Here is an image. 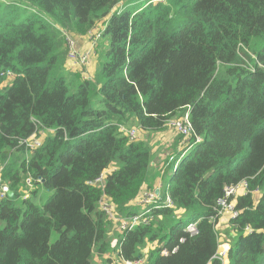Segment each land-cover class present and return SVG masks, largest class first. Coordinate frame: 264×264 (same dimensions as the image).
<instances>
[{
    "label": "trees",
    "instance_id": "trees-1",
    "mask_svg": "<svg viewBox=\"0 0 264 264\" xmlns=\"http://www.w3.org/2000/svg\"><path fill=\"white\" fill-rule=\"evenodd\" d=\"M100 23L85 75L68 64L67 37ZM187 114L188 152L169 153L160 180L173 207L120 233V252L135 259L153 244L144 264H223L216 203L247 180L224 264H264V0H0V164L14 193L0 198V264H93L110 243L103 194L130 216L157 185L153 145L121 127L157 136ZM44 130L41 147L20 144ZM112 165L103 188L91 184ZM28 174L42 182L22 199Z\"/></svg>",
    "mask_w": 264,
    "mask_h": 264
},
{
    "label": "built area",
    "instance_id": "built-area-1",
    "mask_svg": "<svg viewBox=\"0 0 264 264\" xmlns=\"http://www.w3.org/2000/svg\"><path fill=\"white\" fill-rule=\"evenodd\" d=\"M108 20V19H107ZM98 26H102V29H99ZM104 31V26L102 23L98 24L97 27L90 33L89 37L91 40L90 47L84 50L76 49L74 45V41L71 37H67L68 44V52H67V60L69 66L76 70L78 68L85 70V75H87L88 66L91 63V58L94 52V46L97 45L98 39L102 36V32ZM88 71V72H87ZM8 78L4 84H8L13 81L14 73L8 71L3 73ZM168 127H172L173 131L176 135H182V142L189 140L191 133V122L189 121L188 114L181 118H173L168 122ZM121 130L124 131L130 140H137L141 138L143 135V130L139 127L133 126L130 128L121 127ZM41 131V130H39ZM44 131L41 134H34L28 138L22 139L20 144L25 146L29 151H33L43 144L45 134ZM3 169L4 166L0 164V198L4 199L9 196V192L11 191L9 184L3 179ZM116 169V165H112L109 169L105 170L100 176L94 181L91 182L93 185L101 186L102 188L105 186V180L107 175ZM163 172V169H161ZM42 182L41 180H36L33 178L31 174H28L26 177L25 188L22 189L21 197L22 199H27L31 196L32 192L37 188L36 183ZM249 189V183L247 180H243L237 184L225 186L224 195L218 198L216 207L219 212V220L216 225H219L220 218L224 215L229 217V222L231 224L232 220H234L240 213V210L236 209L237 198L241 195L247 194ZM162 183L159 182L153 189L145 187L141 192L140 196L133 201V206L136 208L139 207L140 211L136 212L130 216H122L117 213L116 204L112 201L111 197L107 194H103L99 201V207L102 212H104L110 221L119 224V228L121 233L125 231H129L134 229L140 223L148 222L149 218L147 214L151 212V209L156 206H161L160 203L167 205L168 207H173V202L169 196V193H166V197L162 196ZM185 230L191 234H196L198 232V221L190 222ZM246 231H252L250 227L246 228ZM220 240V248L217 253V257L223 262H226V258L228 257V252L230 248L229 242L225 244H221V236ZM181 241H184L182 239ZM122 244V242H120ZM176 251V248L173 249ZM169 251L166 247H164L161 251V254H168ZM111 259V258H109ZM147 255L135 259H127L124 258L122 252H120L115 259H111L114 264H144L146 262Z\"/></svg>",
    "mask_w": 264,
    "mask_h": 264
},
{
    "label": "crops",
    "instance_id": "crops-1",
    "mask_svg": "<svg viewBox=\"0 0 264 264\" xmlns=\"http://www.w3.org/2000/svg\"><path fill=\"white\" fill-rule=\"evenodd\" d=\"M71 38L73 39L74 45H75L76 49H78V50H84V49L90 47L91 40H90L89 34L86 35V36H83V37H77V36L73 35V36H71ZM94 51H95V49H94ZM94 58L95 57L93 55L92 58H91L92 66L90 67L91 74H93V75H94L95 69H96V62H95L96 59L94 60ZM78 69H81V68H78ZM88 71H89V67H88ZM48 134H51V132H49V133L47 132V135ZM160 134H162L161 136H163V140L160 143L158 142L154 146V150L158 153V155L164 156V155H167V153H164L165 146L170 145L171 142H173L175 140L174 138H178L177 137L178 135H176L174 133V131L172 130V128H170L168 126H167V128L164 131L158 132L156 135H160ZM180 143L181 142H179V144H178V151L186 150L185 147H186L187 144L182 146L183 148H181L180 147ZM188 149H190V148H188ZM187 152L183 151V153H187ZM174 157L176 158V155H174ZM158 177L159 176L155 177V180ZM45 190L46 189H44L42 187L41 192L44 193L45 195H47L49 192L45 191ZM131 204H133V202ZM219 225H221L222 228L225 229V230L228 227L231 228V224L229 222V217L227 215L222 216L220 218ZM225 232H227V231H225ZM120 233H121V231H120V228H119V224L111 222V228H110L109 233H108V242H110L108 244L109 249L105 253L100 254V255L95 253V255H96L94 257V263L95 264L98 263V261H101V259H103V258L104 259H106V258L115 259L118 256V254H119V246L117 245V243L119 242V239H120ZM116 245H117L116 249L113 250L112 248L115 247Z\"/></svg>",
    "mask_w": 264,
    "mask_h": 264
},
{
    "label": "rangeland",
    "instance_id": "rangeland-1",
    "mask_svg": "<svg viewBox=\"0 0 264 264\" xmlns=\"http://www.w3.org/2000/svg\"><path fill=\"white\" fill-rule=\"evenodd\" d=\"M98 28L99 29H102V26H98ZM101 38V37H100ZM101 44V40H100V42L99 43H97V45L96 46H94V48L96 49V50H99L100 49V45ZM96 58H94V60H95ZM95 62H96V60H95ZM92 66V62H91V64L88 66L89 67V71H90V67ZM88 72V71H87ZM90 74H91V71H90ZM69 81V80H68ZM69 83H70V81H69ZM71 84V83H70ZM170 128H172V127H170ZM172 130H173V128H172ZM49 132H51V133H53V131H49ZM48 132V133H49ZM47 134L45 133L44 135H43V137H45ZM162 134H160V135H157V136H147V135H142L141 136V138H144V136H145V138L146 137H148V140L150 141V143L153 145V149H154V146L159 142H161L162 140H163V136H161ZM180 136V135H179ZM175 139V140H174ZM173 140V142H171V144L170 145H168V146H165V148H164V153H167V155H164V156H162V155H158V153L155 151V150H153L154 151V154H155V157H154V170H153V172L155 173V175H154V177H157V176H161V177H158L156 180L154 179V181H153V187L157 184L158 185V183L160 182V180L162 181V171H161V169L164 167V164H165V159L168 157V155H169V153H172V152H176V150H177V148H178V144H179V142H180V140L178 139V138H174ZM188 141V140H187ZM184 145H186V141L185 142H182L181 141V143H180V147L181 148H183L182 146H184ZM17 152H20V151H17ZM28 153H27V151H26V154L25 155H27ZM157 173V174H156ZM169 181H170V176H166V177H164V184L165 185H168V183H169ZM50 194V192L48 193V195ZM260 194L261 193H256L255 194V199L256 200H258V198H259V196H260ZM50 196H48V198H49ZM48 198H47V200H48ZM179 218H181L182 219V221L183 222H187L188 221V217H187V215H185L184 213H182L180 216H179ZM111 222H113V221H111ZM4 225H5V223L4 222H0V228L2 229V228H4ZM217 227H218V231H219V235L221 236V244H225V243H227V242H230L229 240H228V237H229V235H227L228 233H229V231H231V228H227L226 230L225 229H223L222 228V226L221 225H217ZM225 231H227V232H225ZM59 238V233L57 232V231H53V233H52V236H51V242H55L57 239ZM154 245L153 244H146V245H144V247H142V249H141V251H142V253H143V256L144 255H146L148 252H150L153 248H151V247H153ZM96 255H94V257H95ZM94 257H93V264H95L94 263ZM104 260H106V259H101V261H98V263H96V264H102L103 263V261Z\"/></svg>",
    "mask_w": 264,
    "mask_h": 264
},
{
    "label": "water",
    "instance_id": "water-1",
    "mask_svg": "<svg viewBox=\"0 0 264 264\" xmlns=\"http://www.w3.org/2000/svg\"><path fill=\"white\" fill-rule=\"evenodd\" d=\"M13 194H14V193H13V191L11 190V191L9 192V195H10V196H13Z\"/></svg>",
    "mask_w": 264,
    "mask_h": 264
}]
</instances>
